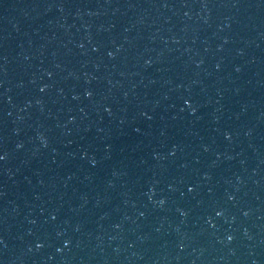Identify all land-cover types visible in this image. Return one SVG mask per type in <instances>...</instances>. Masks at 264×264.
I'll return each instance as SVG.
<instances>
[{
	"label": "water",
	"instance_id": "1",
	"mask_svg": "<svg viewBox=\"0 0 264 264\" xmlns=\"http://www.w3.org/2000/svg\"><path fill=\"white\" fill-rule=\"evenodd\" d=\"M0 264H264V0H0Z\"/></svg>",
	"mask_w": 264,
	"mask_h": 264
}]
</instances>
